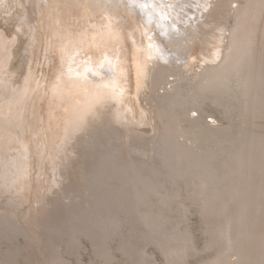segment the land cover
Here are the masks:
<instances>
[{"label": "bare ground", "instance_id": "bare-ground-1", "mask_svg": "<svg viewBox=\"0 0 264 264\" xmlns=\"http://www.w3.org/2000/svg\"><path fill=\"white\" fill-rule=\"evenodd\" d=\"M249 3L258 1L0 0V210L13 223L12 231L23 232L29 238L37 236L40 225L48 224L46 220L52 217L53 208L63 207L62 199H69L63 187L73 175L79 149L89 145L88 139L98 137V130L112 131L111 134L114 129L121 131L122 136L116 133L126 139L125 147L134 143L138 148L135 142L140 141V148L146 135L137 127L146 125L150 114L156 133L164 132L160 140L181 159L185 172L176 167L168 174L152 171L142 175L139 173L142 171L130 170L124 163L122 166L125 161L118 154L120 159L116 155L115 163L117 159L121 162L117 160L122 171L116 172L113 166V176L102 174V167L96 168L102 177L107 175L100 182L97 172L92 173L91 178L98 182L90 178L92 187L87 183L91 188L86 187L87 193L96 197L101 208L110 203L119 204L117 208L125 213L127 206L135 208L136 219L150 227L153 235L149 234V242L157 241L166 264H180L191 250L188 232L166 235L163 225L167 219L149 210L154 206L155 196L164 206L176 203L178 193L167 194L165 183H178L180 179L191 183L195 178L199 190L194 195H202L205 201L204 219L209 222L207 219L213 215L221 218L216 226H210L212 239L208 244V248L220 245L221 249L208 264H264V51L256 54L251 30L240 34L233 29L253 27L247 12ZM41 59L42 70L47 71L43 82L38 76ZM234 79L245 97L241 108L242 113L249 115L244 114L250 121L245 124L249 126L233 139L216 138L209 124H201L200 120L211 110L208 104L211 98L222 99L221 96L233 92ZM166 83L173 85L167 89ZM34 101L44 104V109L34 128L37 141L31 160L36 170L31 179L30 155L25 148L13 147L10 129L24 124L28 105ZM223 107V112H228L229 107ZM193 111L199 113L194 119L190 117ZM187 112L189 116L185 117ZM211 117L213 113L205 119ZM108 133L103 134V142H116L115 132L112 137ZM8 135L12 137L9 139ZM180 137L186 138V143H181ZM202 138L218 150L194 151ZM11 151L16 156L7 154ZM220 153L225 157L221 165L226 167L222 168L224 172L213 167ZM108 162L111 160H107L110 167ZM120 173L127 175L122 177ZM155 175L164 177L159 179ZM114 179L118 181L113 182ZM117 182L121 187L114 186ZM126 184L133 185L134 193L127 192L130 187ZM32 189L33 203L45 209L43 214L38 213L40 208L27 214L21 210L29 202ZM101 190H106L105 196ZM129 194L134 198H128ZM232 206L235 211L229 214ZM106 207L100 210L109 211ZM143 208L149 209L147 213ZM117 212L114 213L118 216ZM114 213L104 223L98 218L86 224L89 229L101 230L109 240L122 224ZM68 220L71 224L76 221L71 217ZM229 252L237 256L236 261L227 259ZM64 260L57 255L53 262L65 264Z\"/></svg>", "mask_w": 264, "mask_h": 264}, {"label": "rangeland", "instance_id": "rangeland-1", "mask_svg": "<svg viewBox=\"0 0 264 264\" xmlns=\"http://www.w3.org/2000/svg\"><path fill=\"white\" fill-rule=\"evenodd\" d=\"M256 1H258L257 4L249 3L247 5L248 11L246 10L250 14L249 15L250 21L254 23L253 27H248L246 25H244L243 27H240V26H235L234 24H232V26L233 27L235 26L233 29H235L236 33L241 34V33L246 32L247 30H251L253 32L254 37H253L252 46H254L253 48L255 49V52L258 55L259 53L264 51V0H256ZM234 46H236V44ZM259 55H261V54H259ZM262 55H264V53ZM39 64H41V66L40 65L38 66L41 68V70L39 68L40 71H38V76H39V78H41V80L43 82V81H45V73H47V71L45 70V72H44L42 70L43 60L40 61ZM46 64H47L46 67H48L49 62ZM227 65H229V63ZM191 68H194V66L192 65ZM169 80H173V78H169ZM233 83H234L233 85L235 87L233 88V92L227 93L228 96H227V94L224 96H221L219 94L221 97H223L221 99V98H218L220 96L217 95L218 96L217 98L221 99V100H219V102L217 101L218 99L215 100V98H213L214 99L213 100L211 98V101L208 103L209 106H211L210 107L211 112L209 111L208 113H206V115H203V118L200 120L201 124H204L206 122L210 125L209 126L207 124L208 127L213 131L212 134H214L216 138H218V137L223 138V136H224V138H227V136H228V139H233V138L237 137L238 133L241 132L242 129L247 128L249 126L248 124L247 125L245 124L246 122L247 123L250 122L248 117L245 116L248 114H246V112L242 113L243 109L241 108V103L243 101L242 99H244L245 97H243L244 95L241 93L242 90L239 89L240 87L237 88L238 83L235 82V79L233 80ZM171 85H173V84L171 83ZM171 85L167 84V89H169L171 87ZM191 85H193V84L191 83ZM233 94H235V98H234ZM212 97H215V94L212 95ZM221 102L223 104H221ZM225 103H227V104H225ZM219 104H221V105H219ZM224 104L229 107L228 112H225V111L223 112V108H224L223 106H225ZM221 106L223 107L222 109H221ZM27 109H28V113L25 116L26 118H24V121H25V119H26V121L25 122L23 121L24 124L22 123L21 124L22 126H20L19 128L18 127H12L10 129L11 130L10 132L13 133V137L11 135H10V137H12V139L14 140V141L12 140L14 142L13 147L19 148L20 150L21 149L24 150V148H25V150H27L28 154L30 155L29 173L32 172V173H30V176H31V179H33L35 176L34 174H35L36 169H35V165H34L33 161L31 160V158H32V155L34 153V151H33L34 143L37 141V137H36V135H34L35 134L34 128H35V124L37 125L36 119L38 118L40 112L42 111L41 113H43L44 104H39L37 101L30 102ZM190 109H192V108H190ZM193 109H195V108H193ZM212 113H213L214 117L205 119V116H207L209 114L212 115ZM198 115H199L198 111H193L192 113H190V117H193L192 119H194V117L196 118ZM241 115L243 116V118L244 117L245 118L243 119ZM150 116L151 115L149 114L146 125H144L143 127H141V126L137 127L140 131H142L146 135V137L144 139H141L142 143H143V146H142V143H140L141 144L140 148L142 147L141 149L139 148V142L140 141L135 142L136 144H138L137 146H138L139 150L137 147L134 146V143L130 144L133 146H130V145L128 146V144L126 143L127 147H125L126 145H125L124 141L126 142V139L120 137L124 134L121 133V131H118L116 129H114V132H115L117 137H113V138H115L114 140L116 142L110 141L109 143L106 144L105 141L103 142V140H102L104 138L103 134H105V132L108 133L109 131L108 130H104V131L98 130V132H99L98 137L93 138L92 140L88 139L89 142H87V143L89 145L87 147L89 149L86 146L80 147V149H79L80 153H79L77 159H75L76 161H74V165H73L74 170H73V172H71L73 175H71V177H69V180H68L69 182H67V184H65V186L63 187V191L67 192V196L69 197V199H67V198L65 200L62 199V201H64V203L62 202L61 204L63 205V207L64 206L65 207L67 206V207L66 208L64 207V209L62 206H57V207L53 208V210L50 213V216H52L53 218L52 217L49 218L50 221L51 220L52 221L47 222V220H49V219H47L46 223H48V224L42 223V224H46V226L43 225L44 226L43 227L40 225V227L37 229V232H38L37 236L33 235L32 238H29V237H26L23 232L18 233V231H12V228H13L12 224L13 223L11 222V220H8V218H6L3 215L2 211L0 210V212H1L0 213V264H54L53 259L57 255H61L63 257V259H65L64 260V262H66L65 264H166V257L164 255L163 251L157 245V241L154 242V240H153V241L149 242L151 240L150 235H153V234H151L150 227L149 226L147 227V224H144V223H142L136 219L137 218L136 217L137 211H135V208L132 209L130 207L131 208L130 209L127 206L126 213L129 211L128 209H130V211L128 212V214H126L124 211L122 212L121 207H120L121 209L117 208V205L119 206V204H117L115 206V205H113L115 203H113V204L110 203L112 205L111 206L109 204L111 207H109V205L106 204L109 207V211L106 209V208H108V207H106V205L103 206V207H106V208H104V209H106V211L100 210V209H103V207L101 208L98 206L99 203L97 202L98 200L96 199V197L94 195L90 196V194H88L86 191V187H88L87 188L88 190L90 188L88 184H90V186L92 187L91 184H92L93 180H95L96 178L98 179L101 177L100 180L98 179L101 182L102 181L101 179L102 178L105 179L104 176H106L107 174H109V175L113 174V176H115L113 173L114 172L113 166L114 167L116 166L115 167L116 172L121 169V167H119L117 165L118 162L121 163L118 160V159H120L118 154L121 155V160L123 159L126 162V163L122 162L121 163L122 166L124 164H126L125 166L130 167L128 169H130V170L133 169V171H142L139 173H141V174L145 173L144 175H147V172L151 173L152 171L160 173V174L161 173L168 174V173H170V169H172V168L175 169L176 167H177L176 169H179L180 171L185 172L184 170L186 167L182 166L183 164L180 162L181 159L178 156H176L175 154H173L171 152V150H169L167 145H165L162 142L163 139L160 140V138H162L160 135H161V133H163L162 135L164 136V132L162 131L159 134H158V132L156 133V131L153 128V122L150 120ZM186 116L187 117L189 116L188 112L185 114V117ZM111 132L112 131H110L109 133L111 134ZM114 132L111 135L109 133L108 134L112 137V136H115ZM116 132L118 134L121 133L120 136L117 135ZM118 136L120 137V139ZM8 137H9V135H8ZM10 137H9V139H10ZM153 137H155V138H153ZM116 138L119 141H117ZM151 138H153V139H151ZM150 139L152 140L151 142H150ZM185 139L186 138H184V137H180V139H178V140H180V142L183 143V142H185ZM205 140L206 139H204V138H202L201 140H198V142H197L198 146L197 147L194 146L195 147L194 151H197L198 153H200V152H202L204 150H208V149L209 150L214 149V152H216L218 150L217 147H215L214 145L213 146L211 145L212 144L211 142L205 141ZM92 141H94V142L92 143ZM122 141H123V143H122ZM186 141H187V139H186ZM120 142L123 144V146L121 145ZM147 142H149V143L147 144ZM190 144L191 143H189V141H188L187 145H190ZM118 145H119V147H118ZM131 147H133V148H131ZM199 147H200V149H198ZM129 148H131L133 153H132V151H129L130 150ZM135 148H137V149L134 150ZM127 151H129V152H127ZM134 151H136V152H134ZM140 151H141V153H140ZM130 152H131V156H130ZM127 153H129V154H127ZM7 154L9 156H16L15 151H11ZM111 154H112V156H111ZM48 155H49L48 153L45 155L46 158L49 157ZM116 155L119 158L117 159L118 162L116 160V163H115V159L117 158ZM113 156H116L114 158V160H113ZM122 156L125 159L122 158ZM149 157L152 159L150 160ZM223 157H224L223 154H221V155H219V157H217L218 159H215L213 162V167H217L219 170L217 168H216V170H218V171L221 170L220 172H224L225 171L224 169L226 168L225 166H221L224 163L223 159L225 157L224 158ZM109 159L111 160L110 163L108 162L109 165L111 164L110 167L107 166V160L109 161ZM127 160L128 161L131 160V162L129 161L131 166L128 165ZM132 160L134 161V163H132L133 162ZM147 161H148V163H147ZM145 163H147V164H145ZM179 163H181V164H179ZM98 164H99V166H96ZM216 164H217V166H216ZM145 165H146V167H145ZM140 166H141V168H140ZM99 167H102L105 171L104 170H101L102 172L100 170L96 171V168H99ZM117 167H119V168H117ZM144 167H145V169H144ZM222 168H224L223 171H222ZM94 170H95V172H94ZM110 170H111V172H110ZM99 171L102 174H103V172H106L107 174L106 175L104 174L102 177L101 173L99 175V173H98ZM120 171H122V169ZM96 172H97L98 176H96V178L94 177V179H92L91 177H93V175H94L92 173H96ZM120 175H124V173H122V174L120 173ZM126 175L127 174L125 173V175L122 177H125ZM148 175H150V174H148ZM159 177H161V178H159ZM163 177L164 176L155 175V178L162 179ZM90 178L92 180L91 183L89 182V181H91ZM97 179L95 181H97ZM193 179H195V178H192L191 183H190L191 180L185 182L181 179L178 181V183H171V182L165 183L164 191L167 194L174 195V194L178 193L179 196L176 199V203L171 202L169 204H165V206H164L163 203L161 204L158 202L159 201L158 197L155 196V198L154 197L152 198V201L153 202L155 201L153 203L154 206H151L150 210L146 209V208H143V210L145 209L144 212H146V213H147V210H149L150 212L153 211L152 213L160 214L167 219V222L165 220L166 223H164V225H163V232L166 235H168L169 232H170V234L175 233V232H177V233L178 232L179 233L184 232V231L188 232L190 239H191V242H192L191 250L187 253L184 260L181 261L180 264H208L217 257L219 249H221V247H219L220 245H218V247L213 246V247L208 248L209 247L208 244L211 242V239H212V238H210V236H211V233L209 231L211 228L210 226H212L214 224L216 226V224L219 223L221 218H218L215 215H213V216H211V218L209 217L210 219H207V220H210L209 222H207L206 219H204L203 207H205V201L202 199L203 196L201 194L200 195L202 197L197 196L198 195L197 192L199 190L197 188L198 182L196 181V179L194 180L195 181L194 182ZM81 181L83 183L84 182L86 183V184L84 183L85 186L83 185V183ZM115 181H118V180L114 179L113 182H115ZM113 182H112V186H113ZM96 183H94L95 186L98 185V184L96 185ZM116 185H120L119 187H121V184L118 182H117V184L114 183V186H116ZM126 185L129 186V184H126ZM80 186L85 187V188L78 189ZM119 187L116 186V188H119ZM129 187L130 188H127V192L129 190L130 194L134 193L133 192L134 191L133 185H131ZM76 188H77V190H76ZM69 190H71V191H69ZM33 191L34 190L32 189L30 191V193L28 194V200H29V202L27 203L28 205L26 203L23 204L21 210L23 211L24 214H27V213H29V211L37 210V208H40V210H38L39 211L38 213L43 214L45 212V209L41 208V206H38V204L36 205L33 203L34 199H35L34 198L35 194L33 193ZM68 191L70 193L74 192L75 194L74 193L70 194ZM81 191H84V192H81ZM103 191H106V190H101L99 192H102V195H103V194H105V193H103ZM83 193H85V194H83ZM196 193H197V195H194ZM76 194H78L79 196L75 197L74 195H76ZM87 195H89V196H87ZM103 196H105V195H103ZM55 197H57V196H55ZM70 197H71V200H70ZM74 197H75V199H74ZM128 198H134V196L132 195V197H131V195H130V197H128ZM64 204H66V205H64ZM70 206H71V208H70ZM96 206H98L99 208L98 207L95 208ZM133 206H135V205H133ZM27 208L29 210H27ZM110 208H111V210H110ZM60 210H61V213H60ZM118 210L119 211L121 210V212L119 213ZM111 211H112V213L118 211L117 212L118 216H117V214H115V213L114 214L122 220V224L119 225V229L117 228L118 230H116L115 234H112L108 240L103 235L104 234L103 232H99L101 230H99L98 228L97 229H92V228L89 229L90 226H89V224L87 226L86 222H90L92 220H98V218L100 221L103 222V220H104V222H106V220L108 221L111 218V214H112ZM232 211H235L234 206L230 207L229 214H233L234 212L232 213ZM106 212L107 213L110 212L111 214L110 213L107 214ZM114 214H113V216H115ZM87 215H88V217H87ZM70 217L73 219H76L75 222H77L79 224L78 226H80V227L82 226L81 227L82 230H81V228L80 229L76 228V227H78V226H76L77 223L73 222V224H71V222L68 220ZM87 218H89V219L87 220ZM91 218H93V219H91ZM125 219H126V221H125ZM82 220H84V221H82ZM62 221L64 224L62 223ZM81 222H84L85 224L81 223ZM56 226H58V227H56ZM33 229H34V226L31 227V230H33ZM76 229H77V232H75ZM93 234L95 236L97 234L98 235L95 237V236H93ZM145 235H147L149 237H145ZM77 237H79V239ZM72 238H74V239L77 238L78 242L76 241L77 239L74 240ZM95 238H97L96 243H94V241H93V240H95ZM103 238H104V240H103ZM105 238H106V240H105ZM71 240H73V241H71ZM99 240H101V241H99ZM142 240H144V241H142ZM75 241H76V243H75ZM98 242L99 243L101 242V245H99ZM55 243H57V244H55ZM96 244H98V245H96ZM173 244H175V243H173ZM102 245H103V247H102ZM138 246H139V248H138ZM102 250H104V252ZM106 255L108 258L106 257ZM227 255H228V257H227ZM226 257L231 262H234L237 260V256H235L233 254V252H229V254H226Z\"/></svg>", "mask_w": 264, "mask_h": 264}]
</instances>
